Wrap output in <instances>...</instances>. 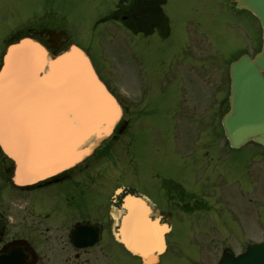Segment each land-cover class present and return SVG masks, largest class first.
Here are the masks:
<instances>
[{"label": "rangeland", "instance_id": "374dc122", "mask_svg": "<svg viewBox=\"0 0 264 264\" xmlns=\"http://www.w3.org/2000/svg\"><path fill=\"white\" fill-rule=\"evenodd\" d=\"M118 1L0 0V10L6 9V6L21 10L19 16L11 18L0 14V54L3 50L2 40L28 20L29 16L23 12L37 3L48 4L66 16L73 38L87 47L97 61L110 54H120L110 65L115 77L110 76L108 80L123 95L125 102L131 99L129 93L139 91V87L148 86L149 89L145 101V105H148L146 113H142L141 123L139 122L132 131V144L126 146L131 137L130 134L124 135L110 158L102 162L103 160L99 161L96 157L88 162L91 167L96 164L102 167L105 164L107 172L96 182H88L84 187V195L78 201L79 206L71 207L72 205L66 202V195L70 192L72 184L55 183L48 191L41 192L42 200L47 205L65 208L68 215L74 214L75 208L89 211L94 218L103 215L107 211L114 188L121 184L135 185L158 203H162L164 193L161 179L165 175L186 180L193 189L201 192L202 181L198 180L193 159L187 156L184 161L183 154L176 151L177 132L172 117L176 105L174 92L170 89L171 85L159 84L158 78L165 65L176 55V71L187 73V65L195 61L196 74L206 75L208 87L205 86L204 89H218L223 77L229 76L228 61L260 36L261 26L257 18L248 10L233 9L224 0H167L164 9L171 19L170 38H146L142 34L136 35L127 30L115 19L100 21L110 15ZM188 41L194 47L182 50ZM257 42L256 40L255 43ZM130 48L137 56V62L133 61L134 66L137 67V63H141L139 69L135 68L137 77L132 80L121 74L123 61L129 57ZM183 64H187L186 68ZM101 71L107 74L105 66L101 67ZM172 86L176 89V84L173 83ZM161 87L166 88L162 91ZM195 130H192L193 135ZM198 133L199 130H196V135ZM209 137L202 135L203 139ZM259 148H256V154L260 152ZM247 154L249 153L246 150L237 149L227 171L222 175L224 182H227L226 186L231 184L232 180L238 179L236 184L240 190L232 184L224 188V191L218 194L221 200L208 210L188 213L182 210L179 212L178 207L176 208L178 215L172 235L176 242V253L165 257L168 264H189L190 259L197 255L200 244L190 241L192 234L237 241L238 250L241 249L244 239L264 236V177L258 178L257 185L251 184V177L244 168ZM202 164L206 167L205 160ZM257 164L254 163V166L258 175H261L260 166ZM205 172L204 179L206 176L211 180L216 177L212 169ZM214 199L215 197L212 201ZM104 256H100V259Z\"/></svg>", "mask_w": 264, "mask_h": 264}, {"label": "water", "instance_id": "95a60500", "mask_svg": "<svg viewBox=\"0 0 264 264\" xmlns=\"http://www.w3.org/2000/svg\"><path fill=\"white\" fill-rule=\"evenodd\" d=\"M235 3L260 18L264 35V0ZM231 76V109L223 118L227 136L234 146L251 139L264 145V43L254 58L245 53L234 60ZM122 115L120 102L82 48L71 44L53 53L32 36L8 46L0 70V145L15 161L16 183L31 184L73 167L113 133ZM138 195L125 197L117 236L151 264L157 258L154 250L163 248V237L160 232L161 248L159 241L147 247L148 240H131L132 233L144 235L145 222L158 237L150 211L147 215L141 208L153 203ZM83 229L76 230L77 239ZM245 260L264 264V244L252 246Z\"/></svg>", "mask_w": 264, "mask_h": 264}, {"label": "flooded vegetation", "instance_id": "af4514ba", "mask_svg": "<svg viewBox=\"0 0 264 264\" xmlns=\"http://www.w3.org/2000/svg\"><path fill=\"white\" fill-rule=\"evenodd\" d=\"M158 4L159 0H122L115 15L120 18L126 17L127 23L135 29L143 28L149 31L155 25L163 23L159 26L162 33L168 37L169 30H167L164 20L159 19ZM229 4L232 6L231 2ZM1 13H3V17L11 18L19 16L21 10L6 6V9L0 10ZM23 13L29 18L33 17L34 20L23 22L19 27H16L15 31L10 34V39L15 38L21 32L32 33L39 36L52 49L61 48L69 42L62 20L65 15L59 10L48 4L37 3ZM93 60L103 76L99 63L95 59ZM171 65L172 73L165 71L164 74H161L162 84H169L172 81L176 84V73H174L176 72V58ZM187 80H193V76H182V82ZM173 92L176 98V114L190 111L202 112L200 113L202 116L197 121L192 114L188 122H179L180 119H177L176 125L182 126L183 124L184 128L200 130L221 128L219 115L228 109L229 104L226 90L224 91L225 95L220 96V100L215 106H213L214 103L210 96L201 90L192 91L174 87ZM131 104H135V101L132 100ZM131 107L129 104L125 105L128 112ZM253 147L255 148L253 149ZM256 148L260 149L257 154ZM237 149L246 150L249 153L245 157L244 168L251 177V184L257 185L258 178L264 177L263 146L254 142L241 148H234L221 134L211 139L200 137L192 139L184 143L183 147L179 143L176 144V151L183 154V159L187 156L193 159L198 180L202 181L203 187L211 195L216 194V198H219V192H223L224 188L230 187L231 184L240 190L236 184L238 179L232 180L228 186H226L227 182H224L225 178L222 179V175L227 171ZM203 160H205L206 167L202 164ZM254 163H259L257 165L260 166L261 175H258ZM208 169H212L213 174H216L213 180L207 176L204 179L205 171ZM12 171L13 163L0 148V264H144L115 239L113 234L114 219L108 209L103 215L96 218L92 217L89 211L79 208H75L74 214L68 215L65 208L47 205L42 200L41 192L48 191L52 184H72L70 192L66 195V202L68 205H72L71 207L79 206L78 201L83 189L85 172L81 170L68 171L58 177L21 187L12 181ZM161 185L166 195L161 206L171 215L175 214L176 205L197 204L196 189L187 184L186 180L163 179ZM81 226H88L86 230H89V233L83 231L82 236L75 240L73 238V236L76 237L74 231ZM92 230H96L97 238L92 244H85L93 240L94 234L89 235ZM174 231L175 223L173 222L171 236L167 235L170 254L176 253V242L172 238ZM191 237L193 238L190 241L200 244L198 245L200 249L197 255L190 259L189 264H219L223 258L225 264H232L233 259L243 254L252 243L264 241V236L244 239L241 242V249L238 250L237 241L230 239L207 235L196 236L195 234H192ZM103 254L105 260L104 258L100 259ZM167 261L161 257L158 264H168Z\"/></svg>", "mask_w": 264, "mask_h": 264}, {"label": "bare ground", "instance_id": "6f19581e", "mask_svg": "<svg viewBox=\"0 0 264 264\" xmlns=\"http://www.w3.org/2000/svg\"><path fill=\"white\" fill-rule=\"evenodd\" d=\"M140 212V211H139ZM139 218H141V217H139ZM144 223V222H143ZM143 228H144V235H142V234H140V233H132L131 234V240L133 241V242H136L137 240L136 239H138V240H141V239H143V240H148V244H147V247H150V246H152L155 242H158L159 241V238L158 237H156V236H154L153 237V233L151 232V230H150V225L148 224V223H144V226H143ZM141 236H143V238H140ZM140 238V239H139ZM140 244H142V242L140 243Z\"/></svg>", "mask_w": 264, "mask_h": 264}]
</instances>
